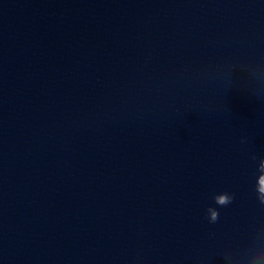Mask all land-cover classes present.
Segmentation results:
<instances>
[{
	"label": "water",
	"instance_id": "1",
	"mask_svg": "<svg viewBox=\"0 0 264 264\" xmlns=\"http://www.w3.org/2000/svg\"><path fill=\"white\" fill-rule=\"evenodd\" d=\"M261 157L264 0H0V264H250Z\"/></svg>",
	"mask_w": 264,
	"mask_h": 264
},
{
	"label": "clouds",
	"instance_id": "2",
	"mask_svg": "<svg viewBox=\"0 0 264 264\" xmlns=\"http://www.w3.org/2000/svg\"><path fill=\"white\" fill-rule=\"evenodd\" d=\"M242 143L246 142V139H242ZM253 159H256L253 156ZM259 175L257 178L255 190L257 193V200L264 206V157L259 159L258 169ZM234 200V194L229 192H222L214 195V201L217 205L227 206ZM210 222H216L219 219V211L215 207L208 208ZM250 264H264V248L259 249V254L253 255L250 259Z\"/></svg>",
	"mask_w": 264,
	"mask_h": 264
}]
</instances>
